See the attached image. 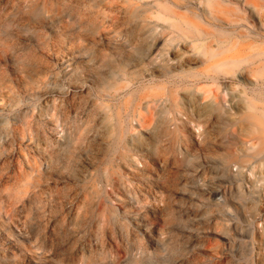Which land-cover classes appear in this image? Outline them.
Instances as JSON below:
<instances>
[{
	"label": "bare ground",
	"instance_id": "obj_1",
	"mask_svg": "<svg viewBox=\"0 0 264 264\" xmlns=\"http://www.w3.org/2000/svg\"><path fill=\"white\" fill-rule=\"evenodd\" d=\"M177 175L264 264V0H0V264L142 262Z\"/></svg>",
	"mask_w": 264,
	"mask_h": 264
},
{
	"label": "rangeland",
	"instance_id": "obj_2",
	"mask_svg": "<svg viewBox=\"0 0 264 264\" xmlns=\"http://www.w3.org/2000/svg\"><path fill=\"white\" fill-rule=\"evenodd\" d=\"M177 179L178 175L174 179L175 186L173 185L169 189L164 188L161 193H159L173 206H171L172 216L167 223H163L159 219L156 220L155 212L153 211V209H155V202L153 200L150 201L151 227L158 235L159 245L157 247L150 246L149 255L138 264H234V259L226 260L221 254H218L217 257H212L209 254V250L219 253L226 248L228 244L227 241L212 234L214 231H227V227L224 224H217L212 221V216L214 212H216V208L212 206L211 203L207 202L201 205L199 204L200 202L198 203L192 196L189 197L177 193L181 187ZM185 192H187V190ZM177 198L178 200L174 201V199ZM213 199L218 204V201H221L222 197L214 193ZM78 239H66L62 235L58 236L56 241L58 251L73 259L75 253H77V250L73 246L74 242L79 241L80 243L87 244L89 248H96L100 243L97 240L90 242L81 237ZM70 240L71 242H69ZM124 243L127 244L128 240L125 239ZM112 253L118 259L122 256L121 252H118L116 248L113 249Z\"/></svg>",
	"mask_w": 264,
	"mask_h": 264
}]
</instances>
